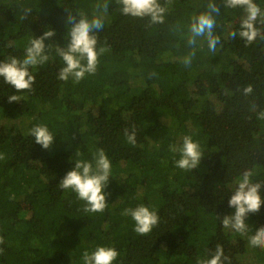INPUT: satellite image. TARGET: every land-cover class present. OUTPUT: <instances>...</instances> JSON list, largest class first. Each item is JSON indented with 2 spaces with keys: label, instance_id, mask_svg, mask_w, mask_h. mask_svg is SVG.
<instances>
[{
  "label": "trees",
  "instance_id": "16d2710c",
  "mask_svg": "<svg viewBox=\"0 0 264 264\" xmlns=\"http://www.w3.org/2000/svg\"><path fill=\"white\" fill-rule=\"evenodd\" d=\"M254 2L264 11V0ZM158 3L164 20L152 24L122 15L117 0H0V62L22 59L31 39L55 33L45 41L49 60L30 69L33 91L16 92L0 78V264H83V253L98 246L118 251L114 264H198L217 244L230 264H264V249L249 245L264 226V204L247 218V235L220 220L234 214L228 201L244 171L264 198V120L257 118L264 110V39L246 45L231 38L243 11L223 0ZM211 5L220 7L212 13L215 53L202 36L190 42L191 24ZM93 16L104 20L94 33L97 51L108 50L94 75L60 81L56 49L69 43L68 18ZM248 85L253 92L245 96ZM13 94L21 100L9 103ZM40 124L55 137L50 150L29 135ZM133 128L135 145L124 136ZM186 135L204 152L193 172L177 168L179 153L170 150ZM100 149L112 164L108 206L85 213L84 202L58 185L74 160L91 161ZM139 205L159 216L147 236L123 215Z\"/></svg>",
  "mask_w": 264,
  "mask_h": 264
},
{
  "label": "clouds",
  "instance_id": "9594fccd",
  "mask_svg": "<svg viewBox=\"0 0 264 264\" xmlns=\"http://www.w3.org/2000/svg\"><path fill=\"white\" fill-rule=\"evenodd\" d=\"M121 6V14L136 19L149 18L152 24L163 23L165 9L160 6L158 0H117ZM223 6L228 9H241L243 16L239 25V31L229 33L231 38L237 35L245 41L246 45L252 44L258 37L264 39V11L261 10L254 0H223ZM211 11L199 15L191 24V43H195L196 37H204L207 40L208 50L215 53L217 45L220 44V37L213 34L216 27V20L212 13L219 14L220 7L211 5ZM104 12L107 13L108 5H103ZM68 22L72 27L68 33L69 43L67 47H57L56 53L63 62L57 78L67 82L71 79L74 83H79L87 75H94L99 63L98 57L108 49L101 47L97 51V36L94 34L103 30L104 20L100 16H93L91 20L81 18L78 22L74 17H69ZM55 35L54 31H46L38 38L30 40L25 48V55L22 59L9 57L6 61L0 62V78L4 83L15 89L16 92L33 91L35 77L30 69L45 64L49 60L46 54L45 41ZM186 67L191 65V58L184 61ZM253 88L248 85L243 89V94H252ZM19 95L8 96L9 103L19 102ZM255 108V106H253ZM258 119L264 120V110L260 111ZM29 135L34 138L36 144L42 149L50 150L54 143V136L46 125H36L30 129ZM124 136L129 144H136V132L124 130ZM170 150L179 153L176 160L177 168L184 171L195 170L203 159L198 142H194L191 136H184L180 146H170ZM78 151L75 156H78ZM4 156L0 154V160ZM111 161L103 149L97 150L91 161L76 159L73 168L61 179L58 187L62 190L75 193L80 201L84 202L83 211L85 213H102L108 204L106 203L107 193L104 189L108 186L111 176ZM252 172L244 171L242 176L236 181V188L232 192L228 201L230 208L234 209V214L226 215L221 220L223 228L230 229L240 235H247L249 225L246 223L250 214H257L264 198L261 195L262 185L253 183ZM123 215L130 216L134 221V232L140 236H147L159 223V216L155 210L139 205L135 208H126ZM4 240L0 237V244ZM249 245L254 248L264 249V226L258 228L255 234L249 237ZM3 250L0 249V252ZM119 256L118 251L113 247L98 246L94 251H85L82 255L83 264H114ZM230 264L229 258L224 255L223 247L216 245L215 251L210 258L201 260L198 264Z\"/></svg>",
  "mask_w": 264,
  "mask_h": 264
}]
</instances>
